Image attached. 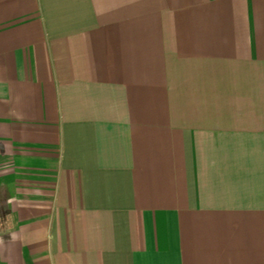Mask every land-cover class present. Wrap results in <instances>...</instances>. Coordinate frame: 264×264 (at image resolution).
Instances as JSON below:
<instances>
[{
  "label": "crops",
  "instance_id": "1",
  "mask_svg": "<svg viewBox=\"0 0 264 264\" xmlns=\"http://www.w3.org/2000/svg\"><path fill=\"white\" fill-rule=\"evenodd\" d=\"M0 264H264V0H0Z\"/></svg>",
  "mask_w": 264,
  "mask_h": 264
}]
</instances>
